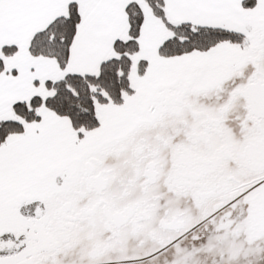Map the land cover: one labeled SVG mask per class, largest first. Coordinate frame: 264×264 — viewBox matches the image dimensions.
Here are the masks:
<instances>
[{
    "label": "snow or ice",
    "instance_id": "1",
    "mask_svg": "<svg viewBox=\"0 0 264 264\" xmlns=\"http://www.w3.org/2000/svg\"><path fill=\"white\" fill-rule=\"evenodd\" d=\"M0 264H264V0H0Z\"/></svg>",
    "mask_w": 264,
    "mask_h": 264
}]
</instances>
